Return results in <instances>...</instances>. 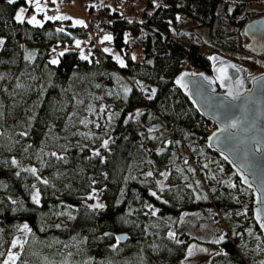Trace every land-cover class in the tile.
<instances>
[{
  "label": "rangeland",
  "instance_id": "rangeland-1",
  "mask_svg": "<svg viewBox=\"0 0 264 264\" xmlns=\"http://www.w3.org/2000/svg\"><path fill=\"white\" fill-rule=\"evenodd\" d=\"M236 1L228 0L231 10ZM160 2V0H154V7ZM66 4L64 0H56V3H53L52 0H41L42 8L46 11L51 8L57 10L55 15L46 16L45 11L37 13L35 5H30L26 0V4L17 8L16 15L23 8L25 10L24 19L27 21L33 15H36L40 23L46 17L68 16L71 17L69 19L71 25L80 26L75 21L80 20L85 24L89 20L88 9L91 4H94L95 7L104 4L110 8L114 7L112 1L109 0H72L71 10L66 9ZM31 6L32 9H30ZM218 13L222 14V4L219 5ZM242 14L246 16L247 21L253 17L264 15V0L249 1ZM169 28L167 30L170 32L171 38L186 47L198 48L205 55L217 52L212 44L210 45L211 35L208 28L200 25L196 20L182 14H175V17L170 19ZM86 34L87 36L77 37L73 40L72 45L75 47L77 40L81 42L80 47H76L80 56L81 52L84 54V46L89 45L92 48L89 42L91 39L95 46L97 43L100 44L103 52H105V48L109 49L110 51L105 53L111 54L116 61V57L119 56L124 64L128 65V58L124 53L125 48L121 50L111 42H101L104 36L110 35L109 33L106 32L98 36L97 39L91 38L92 35L89 33ZM143 37L144 34L141 31L125 34L129 59L132 60L129 65L131 71H127V73L121 72L113 65H107L100 73L93 70L86 72L75 69L65 79H62L60 84L57 82L49 62L52 59H60L58 54L62 51L65 52L69 48V44L49 46L34 41L32 44H22V57L14 74L11 75L8 71L0 70V76L4 77L3 80H0V113H2L0 115V161L5 167L13 169L20 176L23 188L32 201L37 190L40 194L37 204H41L42 201L50 198V193L53 196H60L64 193L63 187H68L72 182H78L84 189L87 187V183L89 185L91 182L90 190L88 192H85L84 189H81L84 191L78 190L79 195L86 196L88 199L92 197L91 207L99 204V200L108 202L111 196L105 197L102 190L95 188L96 178L91 176L88 180L87 176L83 175L82 162L95 157L93 151L96 149L105 155L102 152L105 148L101 145L104 140H109L110 144L114 126L122 116H125L124 120L133 119L142 125L141 139L146 145V151L139 157V161L144 157L148 161V165L142 170L141 166L144 165L140 164L138 170L142 172L143 176L139 180L151 192H156L158 196L163 193L168 196L174 195L187 202L206 200L211 197L212 187L200 176V167L193 158V154H198L201 159H204L203 162L207 165L211 175H216L217 170L221 172L224 167L219 162L212 164V153L206 152L204 149L205 141L200 137L181 138L176 136L172 124L161 113L148 108L145 103L138 104L139 99H143L147 104L153 97L151 90H156V86L152 82L136 75L137 63L142 62L143 58L139 43ZM0 39L5 40L4 37H0ZM2 47L0 46V52ZM29 52L35 54L32 60L26 58ZM44 55H47L49 62L41 59ZM253 55L243 47L242 51L235 53V56L230 58L250 67L254 72L264 71V54ZM132 56H135L136 59L133 60ZM118 65L121 66L119 62ZM191 68L194 67L188 61L179 64V69ZM17 82L24 87L17 89L15 87ZM56 83L59 87L58 91L56 92L55 89L54 92L51 88ZM125 89H129V91L126 92ZM80 101L82 103H79ZM41 105L49 112V116L44 118L45 121L42 120L43 133L37 142L32 138L26 141L21 133H26L27 138L31 134V127L37 121ZM90 107L95 109V114L90 112ZM102 108L105 109L104 112L100 111ZM109 116L112 117L111 121L108 119ZM85 119L91 120L93 123L87 126L80 123ZM96 123L100 124L99 128L96 127ZM52 152L63 156L64 159L58 160L51 155ZM13 159L17 161V164L12 163ZM185 160H187V164H185ZM33 167L37 169L36 175L26 171ZM189 168L194 171H189ZM178 169L182 171H178ZM149 171L153 173L152 176H147ZM166 172L169 173L167 178L161 175ZM234 174L233 171L223 180L231 187L235 185ZM37 176L41 179H37ZM42 180H47L48 183L44 184ZM4 184L0 185V198H2L1 192L5 190ZM11 192L6 189L10 199L15 201L17 195ZM119 199V194H117L115 201L118 202ZM140 205H142V201L132 204L129 208L130 214H134L141 207ZM51 211L52 214L44 216L41 225H39L42 230L55 225L56 219L67 221L73 219L77 214L78 207L69 203H58L52 207ZM84 212L89 213V209ZM242 214L243 211L239 213V215ZM126 219L127 222H134L131 217L129 219L126 217ZM24 225L25 223H19L12 227L10 236L7 229L0 225V237L5 238L0 244V253H3L0 255V264H4L9 252L20 256V260L16 264H89L94 262V258L87 255L82 256L86 245L93 240V231L76 234L59 243L48 239L49 242L44 241V248L40 250L37 246L41 241L38 238L40 235H37L28 224L26 225L31 229V232L22 231ZM241 225H245L244 221L235 218L230 212L220 213L216 208H206L183 211L177 219L168 218L165 220L157 216L152 217L141 228L145 232H160L162 230L167 231L168 234L174 232L177 238L181 236L180 240L187 241L186 255L182 264H210L217 251L211 249L209 243L219 241L225 233L229 232L231 226L239 227ZM134 232L135 229H132L131 233L134 234ZM251 235L257 238H252ZM16 238L26 241L24 249L30 247L25 259H21L24 249L12 248V242ZM109 238L114 241V245H118L112 236ZM248 240L253 242L250 247L253 250L254 262L264 263V246L259 242L257 233H249ZM193 244L197 246V250L193 257L186 258L187 249ZM200 248L207 249V251L201 252L198 250ZM98 264L105 263L99 260Z\"/></svg>",
  "mask_w": 264,
  "mask_h": 264
},
{
  "label": "trees",
  "instance_id": "trees-1",
  "mask_svg": "<svg viewBox=\"0 0 264 264\" xmlns=\"http://www.w3.org/2000/svg\"><path fill=\"white\" fill-rule=\"evenodd\" d=\"M160 1L154 7V0H149L148 7L141 17H126L114 7L111 13L99 22L104 33L107 32L112 37L111 41H105V43L111 42L121 50L125 48L128 65L121 67L111 54L103 52L100 45L95 46L91 39L89 40L92 46L90 57L88 60L81 59L79 50L72 44L75 38L87 36V34L80 31V26L71 25L69 19L46 18L40 24H29L24 19L21 23L15 19L16 12L20 5L26 4V0H17L12 4L8 0H0V37L5 38L0 52V70L14 74L22 57V44H32L34 41L49 46L69 44V48L65 51V55L60 57L58 64H51L47 55L41 58L52 66L56 80L60 84L61 80L75 69L100 73L107 65H113L121 72L127 73L131 71L129 65L132 60L129 59V48L124 37L128 32L141 31L144 37L139 43L143 58L142 62L137 63L136 75L152 82L156 86V93L147 104L143 99H139L138 104L145 103L148 108L161 113L172 124L176 136L200 137L206 142L214 125L198 114L173 84V78L181 70L179 64L183 61H188L196 69L209 71L208 54L205 55L198 48L186 47L172 39L167 30L170 29V19L174 18L175 14H182L196 20L200 25L208 28L211 35L210 45L212 44L217 52L232 57L244 47L246 40L242 35V29L247 19L242 13L251 0H237L232 10L228 6V0ZM220 4H222V14L218 13ZM254 18L256 17L252 19ZM55 85L56 88H54ZM58 87L56 83L51 90L55 92L56 89L57 92ZM46 116H49V112L41 105L37 121L31 127V134L28 138L26 135L22 136L26 138V141L32 138L37 142L40 139L44 130L42 120L45 121ZM124 117L118 119L114 126L109 147L102 150L105 154H101L104 162H101V157L98 156L82 162L83 175H86L88 180L94 176L95 188L102 190L105 197L111 196L110 200L107 199L109 203L105 200L98 201L99 204L104 205L103 208L91 207V199L79 195L78 190L84 187L78 182H72L68 187H63L64 193L60 196H53L50 193V198L37 204L24 190L20 176L0 161V185L5 183V190L1 192L2 198H0V225L7 229L9 236L15 225L28 224L37 235H40L38 238L41 241L37 246L41 250L44 248V241L49 242L48 239L59 243L76 234L93 231V240L86 245L82 255L94 258V262L89 264H98L99 260L105 264H182L186 255L187 241L180 240L182 238L179 236L176 239L182 243H177L176 240L169 238L167 231L145 232L141 226L156 216L165 220L177 219L183 211L216 208L220 213H232L235 218L244 221L245 225L231 226L219 243L216 241L209 243L210 248L217 251L210 264H257L254 262L253 250L250 247L253 242H249L248 234L256 232L263 246L264 237L253 220L251 191L239 182L235 174L233 175L235 187L223 181L233 172L229 165L207 149L204 143L205 151L212 153V164L219 162L224 167L221 172L217 170L216 175H211L205 167L204 159H201L198 154H193V158L200 167V176L212 187L211 197L206 200L187 202L174 195L168 196L163 193L160 196L157 195L158 199L152 196L149 188L139 180L143 176L138 170L140 164L144 165L141 166L142 170L148 165L144 157L139 161V157L146 151V145L141 139L142 125L133 119L124 120ZM90 188L91 182L89 185L87 183L85 192H88ZM6 189L17 195L15 203L6 193ZM117 194L120 197L118 202L115 201ZM137 201H142L141 207L134 214H130V206ZM58 203H69L78 207L77 214L69 221L56 219L57 225L42 230L39 225L43 217L52 214V207ZM86 209H89V213L84 212ZM242 211L244 218L239 215ZM126 217L133 218L134 222H127ZM132 229H135L134 234L131 233ZM105 230L128 231L131 237L125 243L118 244V247L109 236H103L102 233ZM251 237L257 238L253 235ZM4 239L0 237V244ZM29 249L30 247L24 249L21 259H25Z\"/></svg>",
  "mask_w": 264,
  "mask_h": 264
},
{
  "label": "water",
  "instance_id": "water-1",
  "mask_svg": "<svg viewBox=\"0 0 264 264\" xmlns=\"http://www.w3.org/2000/svg\"><path fill=\"white\" fill-rule=\"evenodd\" d=\"M253 25L257 27L253 28ZM262 26L264 15L247 21L242 29V34L247 40L244 48L254 55L264 54ZM212 57L217 59L213 60ZM207 58L209 71L181 69L174 76L173 84L198 114L214 125L205 145L229 165L243 186L250 189L253 220L264 237V228H261V223L264 222V153L257 151L258 148H264V91L260 89L264 79H254L264 77V71L254 72L250 67L219 52H212ZM230 64H235L240 71L229 67L228 74L232 79L226 81L222 87L216 69ZM185 73L189 75L185 76ZM181 76H184L187 90L176 82ZM203 77L208 79L204 80ZM238 81H243V88H239ZM228 88L233 89L234 93L239 90L244 94L242 100L248 97L251 102L243 104L241 101L233 102L230 98L226 101ZM233 119L242 121L241 127L230 130L232 135L221 132ZM258 199L261 202L258 203ZM257 213L260 214V219H257ZM102 234L112 236L117 244L125 243L131 237L128 231L105 230ZM117 237L122 239L118 241Z\"/></svg>",
  "mask_w": 264,
  "mask_h": 264
},
{
  "label": "snow or ice",
  "instance_id": "snow-or-ice-1",
  "mask_svg": "<svg viewBox=\"0 0 264 264\" xmlns=\"http://www.w3.org/2000/svg\"><path fill=\"white\" fill-rule=\"evenodd\" d=\"M8 2L10 4L12 3H16L17 0H8ZM53 3H56V0H52ZM27 3H29L30 5L31 4H34L35 5V11L37 13L41 12V11H45V9L42 8V5H41V0H27ZM24 12L25 10L23 8L20 9L19 11V14L16 15L15 19L21 23L24 22ZM47 19L49 20H52V19H56V20H63V19H71V17H68V16H56V17H46ZM29 24H40V21L37 19L36 15H33L28 21H27ZM76 24H79V25H84V22L83 21H80V20H76L75 21ZM42 26V25H41ZM86 26V25H85ZM257 27L256 25H253V28ZM264 27V26H262ZM112 40V37L110 35H106L103 37V41H111ZM5 43V41L3 39H0V46H3ZM76 47H80V44L81 42L79 40H77L76 42ZM53 51H55V49H53ZM105 52H109L110 50L105 48L104 49ZM34 53H27L26 55V58L28 60H32L34 58ZM60 57L64 56L65 55V52H60L58 54ZM81 59H84V60H88L89 57L84 55L83 52H81V56H80ZM117 61L120 63L121 67H125L126 65L124 64V61L122 59H120L119 56L116 57ZM132 59L135 60L136 57L135 56H132ZM213 60H216L217 58L216 57H212ZM51 64H58L59 63V59H52L50 61ZM221 64L223 65V61H221ZM231 67L233 69H236L237 72L240 71L239 68H237V66L235 64H230V65H227V66H221L219 68L216 69L217 73H218V80L221 84L222 87L225 86V82L226 81H229L232 79V77L229 76L228 74V68ZM185 76L189 75L187 73L184 74ZM192 75H195V74H192ZM4 77L3 76H0V80H3ZM204 80H207L208 78L207 77H203ZM254 79H257V80H262L264 79V77L262 78H254ZM181 87L185 88L187 90V85L184 83V76H181L180 79H178L176 81ZM210 83H214V81H210ZM238 85H239V88H243V81H238L237 82ZM199 87V85H197ZM15 87L17 89H20V88H23L24 85H22L21 83L17 82ZM260 89L261 91H264V84H261L260 85ZM5 91H7V89H5ZM125 91H129V89H125ZM155 89H152L151 90V95L154 96L155 95ZM249 96H251V93L248 94ZM244 96V94L242 92H240L239 90H237L235 93L233 91V89L231 88H228L227 89V94H226V97H225V100L227 101L229 98L231 101L235 102V101H241L243 104H247V103H250L251 101L248 99V97H244V99L242 100V97ZM79 103H82V101H80ZM101 112H104L105 109L102 108L100 110ZM90 112L95 114V109L94 108H91L90 107ZM0 115H2V113H0ZM109 121H111L112 117L109 116L108 117ZM80 123L84 124L85 126H87L88 124L90 123H93V121L91 120H88V119H85V120H81ZM243 122L240 121V120H236V119H233L230 123H228L224 128L221 129V132H224V133H228L229 135H232L231 131L232 129H239L241 127V124ZM96 127L99 128L100 127V124L99 123H96ZM21 135H26V133H21ZM227 138V137H226ZM109 146V140H104L101 147L107 149ZM257 151H260L262 153H264V148H258ZM51 155L53 157H56L58 160H63L64 157L63 156H58L56 152H52ZM93 155L94 156H98V157H101V162H104V158L101 156V153L99 151V149H96L93 151ZM185 164H187V160L184 161ZM12 163L13 164H17V161L15 159L12 160ZM205 167H207V165H205ZM189 171H194L193 169L189 168L188 169ZM26 171H29L31 172L33 175H36L37 173V169L36 168H30V169H26ZM178 171H182V170H179ZM153 173L151 171H149L147 173V176H152ZM161 175L165 176V178H167V176L169 175V173H162ZM37 179H41L40 177L37 176ZM42 183L44 184H47L48 181L47 180H42ZM159 183V181H158ZM245 183H247V180L245 179ZM233 187H235V185H232ZM161 187H163V185H161ZM39 191L37 190L36 194L32 197L33 201L36 202V203H39ZM152 196L154 197H157L159 199V197L157 196V193L156 192H152L151 193ZM92 197H89V199H91ZM258 203L261 202L259 199L257 201ZM13 203H15V201H13ZM96 208H103L104 205L102 204H97L95 205ZM153 215H155V211H153ZM257 219H260V214L257 213ZM261 228H264V222L261 223ZM22 231L24 232H31V229H29L28 225H24L23 226V229ZM169 238L173 239V240H176L177 243H182V241H179L178 239H176V234L174 232H169ZM122 237H117V240H121ZM222 239V237H221ZM217 243H219V241H216ZM25 243L26 241L24 240H21L20 238H16L15 240H13L12 242V248H17L19 247L21 250L24 249V246H25ZM197 250V246L196 245H191L188 249H187V257L186 258H191L194 256L195 254V251ZM199 251L201 252H206L207 249H203V248H200L198 249ZM0 255H3V253H0ZM20 260V256L18 254H15V253H12V252H9L8 253V256H7V260L4 261V264H16V262Z\"/></svg>",
  "mask_w": 264,
  "mask_h": 264
},
{
  "label": "built area",
  "instance_id": "built-area-1",
  "mask_svg": "<svg viewBox=\"0 0 264 264\" xmlns=\"http://www.w3.org/2000/svg\"><path fill=\"white\" fill-rule=\"evenodd\" d=\"M66 4V9L71 10L72 0H64ZM107 1V0H106ZM114 2L116 9L118 12L123 15L135 16L141 15L140 9L145 6L148 0H109ZM57 13V10L51 8L46 11L47 16H53ZM111 13V8L106 6L105 4L100 7H93L91 12L89 13V20H87L86 24L80 27V30L83 32H87L92 35L93 38H97L98 36L103 34V30H101L99 26V22L106 18ZM86 25V26H85ZM98 46V44H97ZM84 54L86 56H90V47L86 45L84 47Z\"/></svg>",
  "mask_w": 264,
  "mask_h": 264
}]
</instances>
